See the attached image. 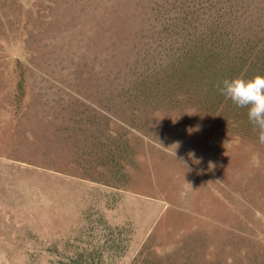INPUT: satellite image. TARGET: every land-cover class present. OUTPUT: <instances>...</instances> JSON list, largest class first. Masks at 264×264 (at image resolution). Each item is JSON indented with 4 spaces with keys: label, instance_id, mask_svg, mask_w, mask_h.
<instances>
[{
    "label": "rangeland",
    "instance_id": "obj_1",
    "mask_svg": "<svg viewBox=\"0 0 264 264\" xmlns=\"http://www.w3.org/2000/svg\"><path fill=\"white\" fill-rule=\"evenodd\" d=\"M257 74L264 0H0V264H264Z\"/></svg>",
    "mask_w": 264,
    "mask_h": 264
},
{
    "label": "clouds",
    "instance_id": "obj_2",
    "mask_svg": "<svg viewBox=\"0 0 264 264\" xmlns=\"http://www.w3.org/2000/svg\"><path fill=\"white\" fill-rule=\"evenodd\" d=\"M216 88L220 95L230 100L236 107L247 109L248 120L258 133L259 143L264 144V75L225 78L216 84ZM172 146H175L176 155V149L180 144L176 142ZM189 156L194 158L195 154L189 153Z\"/></svg>",
    "mask_w": 264,
    "mask_h": 264
}]
</instances>
